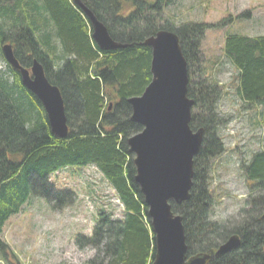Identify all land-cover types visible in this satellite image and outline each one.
I'll list each match as a JSON object with an SVG mask.
<instances>
[{"label": "trees", "instance_id": "obj_1", "mask_svg": "<svg viewBox=\"0 0 264 264\" xmlns=\"http://www.w3.org/2000/svg\"><path fill=\"white\" fill-rule=\"evenodd\" d=\"M75 1L0 0V56L9 73L0 74L2 260L17 259L3 240L6 221L31 195L50 202L67 193L63 206L72 204L74 191L58 189L50 176L69 165H93L114 189L124 213L115 218L113 212L101 210L92 235L76 236L77 243L97 249L87 264H152L155 235L128 146L142 126L132 121L128 100L140 96L152 79V50L142 42L165 29L178 34L188 62V96L195 101L191 128L204 130L194 157L190 198L172 203V211L183 217L187 256L210 254L206 264H264V149L242 159L243 174L253 184L239 221L212 218L213 163L225 151L220 133L225 119L218 109L223 86L208 71L201 43L214 24H176L165 15L173 0H79L115 41L127 45L104 51L92 39L90 20ZM7 43L23 67L31 68L37 59L60 88L69 128L66 138L52 134L41 102L5 60L2 46ZM223 50L236 69L231 84L239 99L248 106L264 104V35L228 34ZM52 207L57 208L55 201ZM232 235L240 237V246L215 256Z\"/></svg>", "mask_w": 264, "mask_h": 264}, {"label": "rangeland", "instance_id": "obj_2", "mask_svg": "<svg viewBox=\"0 0 264 264\" xmlns=\"http://www.w3.org/2000/svg\"><path fill=\"white\" fill-rule=\"evenodd\" d=\"M165 15L176 24H214L201 43L208 71L223 86L218 109L225 119L220 129L225 151L213 163L212 218L237 223L253 184L243 174L242 159L264 149V104L248 106L239 99L231 84L236 69L224 57L223 47L228 34L264 35V0H173ZM0 74L9 75L1 56ZM50 181L58 189L74 191V201L63 206L67 193L50 202L31 195L4 226L3 240L17 259L10 257L8 262L0 255V264H87L97 249L77 243L76 236L92 235L101 210L113 212L115 218L124 213L114 189L93 165L66 166L53 173Z\"/></svg>", "mask_w": 264, "mask_h": 264}, {"label": "water", "instance_id": "obj_3", "mask_svg": "<svg viewBox=\"0 0 264 264\" xmlns=\"http://www.w3.org/2000/svg\"><path fill=\"white\" fill-rule=\"evenodd\" d=\"M77 5L89 18L92 39L104 51L124 48L115 41L107 26L82 1ZM152 50V79L140 96L129 98L131 119L142 130L128 139L134 155L135 181L138 183L155 235L152 264H206L210 254L188 258L183 217L172 211V203L190 198L194 157L199 153L204 130L191 128L194 100L188 96V62L178 34L160 30L142 42ZM5 60L19 71L23 86L41 102L52 134L66 138L69 133L64 99L60 88L50 82L42 63L35 59L31 68L23 67L10 43L2 46ZM241 244L232 235L219 246L215 256L225 255Z\"/></svg>", "mask_w": 264, "mask_h": 264}]
</instances>
